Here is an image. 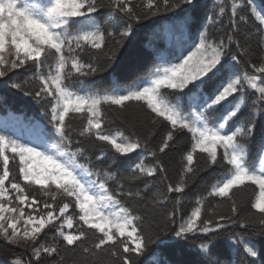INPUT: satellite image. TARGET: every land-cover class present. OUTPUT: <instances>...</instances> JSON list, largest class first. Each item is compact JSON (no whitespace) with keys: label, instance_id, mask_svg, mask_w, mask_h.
<instances>
[{"label":"snow or ice","instance_id":"obj_1","mask_svg":"<svg viewBox=\"0 0 264 264\" xmlns=\"http://www.w3.org/2000/svg\"><path fill=\"white\" fill-rule=\"evenodd\" d=\"M193 4L194 0H0V77L30 64L35 68L31 77L32 86L37 90L34 94H25L50 101L49 124L52 131L39 122L22 124L13 117L25 135L0 134V162L3 169L0 172V235L8 243L30 246L32 259L26 264H40L43 254L50 257L58 254L56 246H48L42 241V234H48L45 229L56 226L58 221L52 238L59 237L66 246H75L81 252V259L73 260L72 264H134L149 244L165 243L159 240V236L168 230L169 224L176 223L182 197L174 201L173 211L160 212L162 222L157 226V233L146 235L140 226L143 217L125 207L108 186V181L117 179L116 174L105 171L103 178L96 173L97 179H90L92 170L77 160L84 150L77 147L73 151V140L67 133L66 118L69 114H84L86 123L79 130V135L94 137L101 142L98 159L103 157L106 149L127 156L148 147V138L142 143L138 136L131 139L122 132L106 133L102 128V106L124 109L126 102H143L155 114L153 123L156 117H160L171 126L158 147L160 153L174 140L177 128L187 130L191 136L190 150L182 157L181 179L175 186L168 184V193L182 194L185 191L189 174L196 172L193 165L197 152L206 154L205 162L209 167L218 164L228 166L221 178L213 183L207 196L196 199V206L174 229L177 240H187L190 234L218 233L226 227L222 223L225 221L231 226L252 228L254 234L264 236V134L251 165L248 147L241 142L254 137L256 118H264V112L257 109L247 122L233 125L247 105L243 95L247 90H252L254 97L256 93L259 94L258 101L254 99V109L257 105L264 106V51L260 63L252 65L254 74L245 72L242 76L237 75L232 67L237 57L232 55L230 61L226 59L229 45L235 43L239 47L232 33L239 30L240 23L247 24L249 16L257 22L253 28L264 45V9H257L255 0H231L230 4L218 0L213 14L206 17L207 23L201 25L203 30L198 32L196 43L191 41L190 34L187 40L183 35V29L194 22L190 8L184 6ZM103 8L110 10L109 15L113 19L122 14L121 18L128 21L118 34L120 40L115 41L117 47L131 35L133 21L140 22L180 10L182 15L176 19L183 23L173 25L177 33L173 52L180 62L169 60L168 66L158 67L154 78L150 82L145 81L144 86L121 89L114 83L112 89L104 93L73 90L66 80L74 75L87 77L101 71L93 63L85 62L82 55L96 59L103 55L110 61L117 55L116 49L105 51L106 34L93 16ZM241 8H248V14H239ZM226 12L232 29L227 41L224 38L210 39L207 28L223 19ZM115 35L113 32L107 33L109 38ZM186 49L192 50L184 55ZM218 76L222 77L220 83L208 95L203 87L205 78ZM28 83V80L24 81L25 85ZM189 85L192 87L183 99L177 97L173 101L161 92L162 88L183 92ZM11 86L22 88V84L16 82ZM185 104L187 111L184 110ZM218 108L223 111L210 121L209 114ZM53 134L58 138L56 142H50ZM156 152L154 149L150 155L155 158ZM17 157L19 176L25 184L38 185L51 202L46 199L41 204L35 197H29L26 188L14 177L10 179V160L15 161ZM158 170L164 171L159 160L153 165H146L141 159L125 179L134 181L152 177ZM246 185L255 186L254 202L251 203L255 211L239 216L233 190H243ZM118 188V194L145 199L141 191L124 193L122 183L118 184ZM58 194L71 198L72 203L65 202L57 207ZM210 197L230 201L231 216L219 215L215 224L210 218L211 213L202 219L205 201ZM150 199L153 205L158 204L161 195L154 194ZM25 208L29 209L27 213ZM70 208L73 213H70ZM77 220L80 224L73 232L71 230L76 227ZM230 239V250L240 245L247 257L258 256L255 246L243 235L236 234ZM214 243L215 238L199 244L203 264H219L218 260L212 259L211 247ZM13 264H21V261L16 259ZM51 264H65V257L60 256Z\"/></svg>","mask_w":264,"mask_h":264},{"label":"trees","instance_id":"obj_2","mask_svg":"<svg viewBox=\"0 0 264 264\" xmlns=\"http://www.w3.org/2000/svg\"><path fill=\"white\" fill-rule=\"evenodd\" d=\"M217 2L218 0H194L193 5L184 6L185 8H190V16L194 18V22H191L183 29L185 40L189 38L190 34L191 41L198 43V32L203 30L201 25L207 23L206 17L213 14V9L217 6ZM225 3L230 4L231 0H225ZM254 6L257 9H264V0H255ZM109 11L108 8H103L94 13L93 16L99 21L100 28L106 34L105 51L116 49L117 55L111 61L103 55L99 59L90 55H82L81 58L85 62L93 63L101 71L87 77L74 75L70 80H66V83L73 90L77 92L104 93L105 91H110L114 83L121 89H130L137 85L144 86L145 81L150 82L154 78L158 67L168 66L169 60H173L176 63L180 62L178 55L173 52L177 42V33L173 25L183 23L176 19L177 16L182 15L180 10L162 13L140 22L133 21L131 35L121 41L120 47L116 46L115 41L120 40L118 34L128 21L121 18L122 14L116 15V18L113 19L109 15ZM248 12V8L239 10V14L247 15ZM254 23L257 22L249 16L248 23H240L239 30L232 33L235 40L239 42V47L235 43L229 45L226 59L230 61L232 55L237 57V62L232 63L233 71L237 75L242 76L245 72L254 74L252 65L260 63V57L262 51H264L260 36L254 31ZM108 32L116 33L115 37H107ZM231 32L232 29L227 12L223 19L207 28V34L210 39L219 40L224 38L227 41V36ZM189 50L192 49H186L184 55H187ZM174 55H176L175 59H173ZM34 71L35 68L30 64L13 71L15 78H17L15 80L16 83L22 84L21 89L1 83L9 74L0 81V134L18 137L25 135L23 128L12 119L13 117L18 118L22 124L39 122L47 127L49 131H52V125L49 124V99L34 98V95L25 94L26 92L34 94L37 90L32 86L33 81L31 80ZM221 79L222 77L219 76L213 79L205 78L204 92L211 95ZM25 80L29 81L26 85L24 84ZM191 87L192 85H189V88L184 89L183 92L162 88L161 92L169 99L175 101L177 97L183 99ZM243 95L247 105L233 121V125L247 122L257 109L264 112V106L257 105L256 109L253 108L254 99L257 101L259 99L258 93L254 97L253 91L247 90ZM184 110H188L186 104ZM221 111L223 109L218 108L216 112L209 114L208 119L210 121L213 120ZM102 112L104 121L102 128L106 133L122 132L125 137L131 139H135L138 136L142 143L148 138V147L138 149L135 153L127 156H121L113 150L106 149L103 157L98 159L101 152V142L96 141L94 137L87 138L79 135V130L86 123V120L83 119L84 114L70 113L69 117L66 118V124L68 125L67 133L73 140L71 147L73 151L77 147L84 150L83 154L77 157V160L80 164L87 165L92 170L93 175L90 179L96 180V173H100L101 178H103L105 171L115 173L117 179L108 181V186L113 194H117V198L125 207L132 209L133 214L143 217L140 226L146 235H155L157 233V226L162 222L160 212L173 211L174 201L177 197H182L179 205L180 211L175 217L176 223L169 224L168 230L159 236V240L165 243L154 242L149 244L143 254L134 261V264H203L199 244L213 238H215V243L211 247L212 259L218 260L219 264H264V236L254 234L252 228L231 226L225 221L222 223H225L226 227L218 233L208 235L201 233L190 234L187 240H177L174 236V229L179 225L181 219L187 217L196 206L194 201L200 197L207 196L213 183L221 178L228 170V166L218 164L209 167L205 162L206 154L197 152L194 155L193 165L196 172L194 175L189 174L185 191L182 194L168 193V184L175 186L181 179L182 157L190 150L191 136L187 130L177 128L174 132V140L169 142V147L163 153H160L158 147L171 126L160 117H156V122L153 123L155 114L151 113L143 102H126L124 109L103 105ZM255 123L254 137L251 140H241L248 147L250 165L255 160L261 136L264 134V118L258 116ZM5 124H7L6 127ZM49 139L50 142H56L58 138L53 134ZM77 141L79 143H76ZM154 149L157 150L155 158L150 155ZM8 155L11 157L12 154L9 152ZM141 159L144 160L146 165H153L156 160H159L163 165L164 171L160 172L158 170L152 177H143L134 181L125 179L130 175V169ZM18 165V157L15 161L10 160V177H14L16 182L24 185L19 176ZM0 170H3L2 162H0ZM119 183L124 185V193L127 191H141L145 199L141 200L139 197H128L125 194H118L120 192ZM254 189L255 186L246 185L243 190H233L239 216L255 211L251 208V203L254 202ZM33 193L29 192L28 194L35 197L38 192ZM154 194L161 195L160 202L155 205L150 199ZM63 197L64 203H72L71 198ZM35 198L38 201L44 199L40 196ZM69 211L73 213L72 208ZM202 213V219L211 213L210 218L213 219L215 224L219 215L231 216V202L226 198L210 197L205 201ZM79 224L80 222L77 220L76 227L71 231L75 232ZM65 231L69 230L65 229ZM45 232L48 234L46 236L42 234L43 243L48 246H56L58 254H54L51 257L43 254L40 264H51L53 260H58L60 256L65 257V264H72L73 260L79 261L81 259L79 248L66 246L59 237L56 239L52 238L55 235L56 227L46 228ZM236 234L243 235L249 243L255 246L258 251L257 257H247L243 247L240 245L236 246L234 250H230V237H235ZM90 241L91 237L89 238V244ZM16 259H19L21 264H26L28 260L32 259L30 246L8 243L0 235V264H13ZM104 259L107 260L108 257L105 256Z\"/></svg>","mask_w":264,"mask_h":264},{"label":"rangeland","instance_id":"obj_3","mask_svg":"<svg viewBox=\"0 0 264 264\" xmlns=\"http://www.w3.org/2000/svg\"><path fill=\"white\" fill-rule=\"evenodd\" d=\"M17 70V69H16ZM13 71H15V70H13ZM13 71H11V72H9L8 74V76L5 78V76L4 77H0V81L3 79V78H5V79H3L2 81H1V83L3 84V83H6V84H8V86H11L12 85V83L13 82H16L15 80H17V78H15V75H14V72ZM9 77V78H8ZM12 87V86H11ZM0 172H2V170H0ZM13 178V177H12ZM11 177H10V179H12ZM21 180H22V178H21ZM22 182L24 183V185L22 184V186L23 187H25L26 188V192H27V194L29 193V192H34V193H36V192H38L37 194H36V196L35 197H37V196H40V197H43L44 199L43 200H41L40 202H41V204L47 199L49 202H51V199H50V197H46L44 194H43V192L40 190V188H39V186L38 185H28V184H25V182L22 180ZM8 182L6 181V184H7ZM34 190V191H33ZM53 191H55V189H53ZM33 193V194H34ZM13 195V197H14V193L12 194ZM29 195V194H28ZM64 195L63 194H58L57 195V200H56V206L57 207H59L60 205H62L63 203H64V197H63ZM29 197H34L33 195H29ZM15 203V202H14ZM29 211V209H27V208H25V212L27 213ZM58 224H59V221L57 222V224H56V226H58ZM56 226H50L49 228H52V227H56Z\"/></svg>","mask_w":264,"mask_h":264}]
</instances>
